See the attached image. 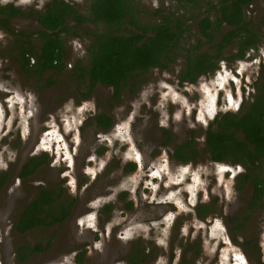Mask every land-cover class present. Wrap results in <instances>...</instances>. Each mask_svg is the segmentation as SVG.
Returning <instances> with one entry per match:
<instances>
[{
  "label": "rangeland",
  "instance_id": "rangeland-1",
  "mask_svg": "<svg viewBox=\"0 0 264 264\" xmlns=\"http://www.w3.org/2000/svg\"><path fill=\"white\" fill-rule=\"evenodd\" d=\"M50 1L0 0V8L12 5L24 14L9 18L4 29L0 24V173L6 174L0 189V264H79L80 256L81 264H131L137 247L143 259L133 264H264V208H248L253 185L238 189L243 168L211 162L203 152L213 118L237 112L264 78V0L246 10L259 44L243 60L220 62L212 76L193 85L180 84L178 76L187 51L198 43V21L219 15L218 9L207 11L215 0H197L200 6L135 0L142 25L183 18L187 30L175 62L151 69L118 99L103 85L90 91L73 71L89 62L88 34L103 25L86 23L65 36L58 70L39 75L19 63L22 46L41 45L37 17L28 14ZM65 1L88 15L91 0ZM231 29L222 27L217 37ZM235 53L236 44L224 57ZM98 114L113 120L107 131L97 128ZM191 139L197 163L173 160L175 147ZM44 153L48 164L19 178L27 161ZM130 163L136 168L128 173ZM46 187L60 190L58 202L71 205L70 214L51 227L15 231L20 213ZM202 204L212 207L204 219L196 214ZM21 247L24 261L17 258Z\"/></svg>",
  "mask_w": 264,
  "mask_h": 264
},
{
  "label": "trees",
  "instance_id": "trees-1",
  "mask_svg": "<svg viewBox=\"0 0 264 264\" xmlns=\"http://www.w3.org/2000/svg\"><path fill=\"white\" fill-rule=\"evenodd\" d=\"M190 6H200L197 0H173ZM255 0H216V4L207 3L217 9L214 21L210 15L203 16L197 23L199 40L191 46L185 56V64L178 79L180 84L193 85L201 77H210L218 69L220 62L243 60L249 49L259 44L254 31L248 27L246 10ZM75 4L65 0H51L41 11H32L28 15L36 16L41 27L39 37L41 45L22 46L18 55L19 63L25 70L39 75L62 66L64 55L63 39L74 36V30L84 24H100L104 28L99 33L88 34L91 38L87 47L89 62L84 67L73 69L78 80L87 83L91 91L98 84L113 89L114 98H119L121 90L134 88L139 78L151 69H167L176 60V51L186 33V20L162 17L153 25H142L139 22L141 13L135 0H91L88 15H83L74 7ZM209 14V13H208ZM24 14L18 8L8 5L0 8V24L4 29L11 17ZM73 22V24H71ZM222 24L232 28L226 33L217 35ZM28 44V43H27ZM236 44V53L226 58L227 47ZM202 45H208L209 51H200ZM35 63L30 65V60ZM251 100L241 103L238 111L217 114L207 126L204 133V150L209 160L214 163L240 166L243 172L237 175L238 189L251 183L252 199L249 210L264 208V78L254 84ZM99 131H107L113 126V120L105 114L94 117ZM167 141L170 133L166 131ZM173 160L180 164L197 163L199 151L194 139L175 147ZM46 153L30 158L22 167L19 178L24 179L33 174L40 166L48 164ZM136 166L130 163L126 172H133ZM6 174L0 173V189L5 186ZM61 192L54 188H40L38 196L23 209L13 229L24 233L35 227H51L61 223L71 211V205L59 203ZM132 204L129 203L128 209ZM212 212L209 204H202L196 209L198 218L204 219ZM33 248L30 252L34 251ZM25 249L17 251L18 261H24ZM199 250L196 251V256ZM143 259V250L139 247L129 259L133 264ZM78 263H82V256Z\"/></svg>",
  "mask_w": 264,
  "mask_h": 264
},
{
  "label": "flooded vegetation",
  "instance_id": "flooded-vegetation-1",
  "mask_svg": "<svg viewBox=\"0 0 264 264\" xmlns=\"http://www.w3.org/2000/svg\"><path fill=\"white\" fill-rule=\"evenodd\" d=\"M215 2H216V0H215ZM250 8H251V7H250ZM250 8H249V9H250ZM217 9H218V8H217ZM37 21H38V20H37ZM222 26H225V25L222 24ZM76 78H77V77H76ZM98 85H100V84H98ZM98 85H97V86H98ZM106 87H107V86H106ZM108 88H109V87H108ZM111 90H112V92H113V89H111ZM101 132H102V131H101Z\"/></svg>",
  "mask_w": 264,
  "mask_h": 264
}]
</instances>
